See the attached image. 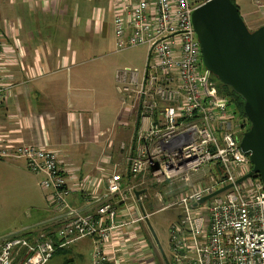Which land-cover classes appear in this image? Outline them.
I'll use <instances>...</instances> for the list:
<instances>
[{"label":"built area","instance_id":"2783aa9c","mask_svg":"<svg viewBox=\"0 0 264 264\" xmlns=\"http://www.w3.org/2000/svg\"><path fill=\"white\" fill-rule=\"evenodd\" d=\"M112 3L120 7L112 22L115 51L140 45L149 50L143 74L123 71L115 77L124 104L137 117L132 146L129 151L121 146L127 154L124 171L115 165L102 201L79 212L69 203L73 190L59 153L45 146L0 140V161L25 162L27 171L49 193L59 223L55 231L43 230L31 241L3 240L0 264H46L57 250L82 239L93 243L92 264H117L108 253L109 241L121 228L149 217L132 215L127 202L134 199L140 204L148 198V190L166 184L193 186L177 204L183 214L180 221L170 226L175 264H264V183L252 177L236 184L252 170L249 157L240 149L245 131L243 126L240 136L235 131L230 100L221 95L214 76L207 71L200 74L202 52L193 13L203 3ZM4 47L0 41V58ZM3 81L0 73V105L9 90ZM207 168L211 176L202 175ZM228 185L233 186L207 200L206 206L200 203ZM121 204L129 218L119 222Z\"/></svg>","mask_w":264,"mask_h":264},{"label":"crops","instance_id":"0c3cea01","mask_svg":"<svg viewBox=\"0 0 264 264\" xmlns=\"http://www.w3.org/2000/svg\"><path fill=\"white\" fill-rule=\"evenodd\" d=\"M87 1L0 0V41L5 44L4 55L0 58V73L4 85L9 88L0 105V140L45 146L59 153L63 157L64 168L68 169L69 188L73 190L69 203L79 212L90 210L102 201L107 192V179L115 165L122 167L110 152V147L101 149L102 143L97 141L105 132L98 133L102 119L96 116L95 105L109 102L108 96L97 95V91L108 88V81L102 77L103 73L73 75L75 67L83 63L84 54L102 43L101 39L97 40L98 35L103 33L105 40L110 36L109 43L114 48L112 22L120 7L108 0L105 16L100 20L95 19L96 10L85 5ZM75 29L80 33H75ZM60 34L61 40L58 39ZM85 45L90 46L89 51ZM113 87L115 84L111 89ZM135 127L136 121L132 128L127 122L123 123L122 134L127 143L121 146L126 145L127 151L132 146ZM93 148H99L98 167L84 172L79 159L90 155ZM0 184L14 185L24 195L32 196L34 200L29 207L43 216L14 235L25 232L39 234L43 229L55 231L59 227L49 193H44L37 177L26 170L23 160L0 161ZM146 201L139 204L131 199L127 202L132 215L149 217L128 228H121L108 243V253L117 264L174 263V260L168 261L164 254V257L161 253L159 255L157 245L155 250L158 253L155 252L148 240L153 234L149 219L154 208ZM119 209V222L129 218L124 204ZM81 243L93 247L90 239H82L73 245Z\"/></svg>","mask_w":264,"mask_h":264},{"label":"rangeland","instance_id":"374dc122","mask_svg":"<svg viewBox=\"0 0 264 264\" xmlns=\"http://www.w3.org/2000/svg\"><path fill=\"white\" fill-rule=\"evenodd\" d=\"M108 0H89L86 2V6L90 10H96L94 13L95 19H103L105 16V10L107 9ZM239 8V12L245 22V25L251 31L258 30V27L264 26V0H233ZM194 4L204 3V0H190ZM94 12V11H93ZM79 30V29H78ZM77 29L74 30L75 33H80ZM61 34L59 35V40ZM51 37V35H49ZM97 40L101 39L97 48L93 49L92 52H86L85 59L81 65H78L74 69L73 75H86V74H99L103 73L102 77L108 81V88L99 89L97 95L104 94L108 96V103L106 101L100 102V104L95 105L97 109L94 110L96 116L102 119L101 126L98 129V133L101 131L105 132L103 136H100L97 140L101 142V149L104 146L110 147L111 153L115 155L117 163H120L122 167L119 168L120 171L124 170L127 154L121 149L122 143H127V138L122 134L123 123L130 124V128L134 127V121L137 120L135 110L133 111L127 103L124 104L122 94L119 90V85L115 80L116 74L123 71H139L143 74L147 69V62L149 58L148 46L140 45L134 48H127L123 51L116 52L114 48L110 45V36L104 38V34H100ZM197 38V37H196ZM77 39V38H76ZM78 41V40H77ZM98 43V42H97ZM87 51H89L90 46H84ZM202 64V69L200 74H205L207 71L205 65ZM84 65V66H82ZM114 81L116 83H114ZM114 86L111 89V86ZM105 90V91H104ZM103 91L105 93H103ZM230 110V108H229ZM233 125L236 132L239 131L241 121L235 118ZM242 130L245 129L242 127ZM238 132V136H240ZM109 138L107 142L106 139ZM99 147V148H100ZM98 148V149H99ZM98 149H90V155L80 157L79 164L85 171L90 168L98 167ZM92 168V169H93ZM126 168V167H125ZM211 168H207L202 172L210 173L207 176H211ZM27 170V169H26ZM29 173H31L29 171ZM32 174V173H31ZM33 175V174H32ZM34 176V175H33ZM201 176V175H200ZM193 186H191L192 188ZM188 186L178 184L157 187L154 186L153 189L148 190L149 196L146 203L152 204L154 210L150 213V227L153 228L155 236L152 234L149 236L148 240L151 245H153L154 250L157 249L162 254L161 256L168 259V261L174 259V253L171 250V225L180 221L182 217V209L177 206L179 200L185 196L187 193L191 192V188ZM48 194V192H44ZM161 196V199H160ZM34 199L32 196L24 195L21 190H18L14 185L3 186L0 184V243L8 236L18 234L22 229L32 222L39 221L43 216H39L31 207H29L30 202ZM51 204V202H50ZM207 203L204 204L206 206ZM45 205L46 200H45ZM52 206V205H51ZM165 210H161L163 207H167ZM156 239L158 240H155ZM159 244V245H158ZM162 248L161 249L159 248ZM91 249L93 247L88 245L69 246L65 251L57 252L53 258L46 264H92ZM157 250L155 252L158 253ZM164 254V255H163ZM20 260V259H19ZM175 264V263H173Z\"/></svg>","mask_w":264,"mask_h":264},{"label":"water","instance_id":"95a60500","mask_svg":"<svg viewBox=\"0 0 264 264\" xmlns=\"http://www.w3.org/2000/svg\"><path fill=\"white\" fill-rule=\"evenodd\" d=\"M193 15L207 72L245 100L244 112L251 127L243 134L240 149L249 157L252 170L236 184L252 177H260L264 183V26L251 31L233 0H205ZM232 186L204 197L200 203Z\"/></svg>","mask_w":264,"mask_h":264},{"label":"trees","instance_id":"16d2710c","mask_svg":"<svg viewBox=\"0 0 264 264\" xmlns=\"http://www.w3.org/2000/svg\"><path fill=\"white\" fill-rule=\"evenodd\" d=\"M214 79L216 81L217 87L220 90L221 95H223V96L225 95L230 100V104H229L230 113H232L235 116V118H238L241 121V125L245 129V132H247L250 129L251 124L249 123L247 116H246V113L244 112L245 100L242 98L241 95H239L237 92H235L233 90V88L225 85L224 83L222 84L215 76H214ZM245 132H242V135L240 137H242ZM217 170L218 171L221 170L219 166H218ZM43 230L49 231V229H43ZM41 232H43V231L38 232L39 234H35L33 232H31V233L25 232V233H20L19 235L8 236L6 238H17V239L26 238L27 240L31 241L34 238H36L38 235H40ZM52 236H53V234H52ZM65 250H66V248L65 249H59V250H57V252L65 251Z\"/></svg>","mask_w":264,"mask_h":264},{"label":"flooded vegetation","instance_id":"af4514ba","mask_svg":"<svg viewBox=\"0 0 264 264\" xmlns=\"http://www.w3.org/2000/svg\"><path fill=\"white\" fill-rule=\"evenodd\" d=\"M136 128V127H135Z\"/></svg>","mask_w":264,"mask_h":264}]
</instances>
